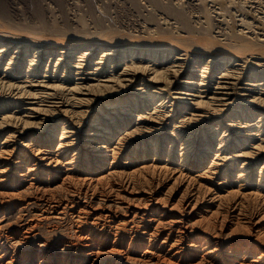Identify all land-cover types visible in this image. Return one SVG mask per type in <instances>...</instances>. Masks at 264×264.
I'll list each match as a JSON object with an SVG mask.
<instances>
[{
    "label": "bare ground",
    "instance_id": "6f19581e",
    "mask_svg": "<svg viewBox=\"0 0 264 264\" xmlns=\"http://www.w3.org/2000/svg\"><path fill=\"white\" fill-rule=\"evenodd\" d=\"M187 1L0 20V264H264V0Z\"/></svg>",
    "mask_w": 264,
    "mask_h": 264
},
{
    "label": "rangeland",
    "instance_id": "374dc122",
    "mask_svg": "<svg viewBox=\"0 0 264 264\" xmlns=\"http://www.w3.org/2000/svg\"><path fill=\"white\" fill-rule=\"evenodd\" d=\"M155 1L154 0L153 1L152 0H0V20L2 21V19L5 18L4 19L5 23L7 22V24H9V26L11 24L13 27H17L16 26L17 23L20 24V22H21L20 26L18 25L19 27H21L23 25H29L30 24V26H32V27H34L36 25V28H38V27L42 28V24L46 23V24H44L43 27H46V28L49 27L50 29L48 28L47 30H51V31L53 29H55V30L61 29V30H70V31L71 30L80 31L81 29L87 28L88 30L87 29H85V30L90 31V32L91 31L96 32V31H99L100 27L103 26L105 29H107L108 27L109 28L110 27H115V28L116 27L117 28L122 27L120 29H123L124 27L125 28L128 27L129 30L127 29V31H131V32L133 31V33H134V32H138V31L142 32V31L146 30L147 28L152 29L153 26L155 28L156 27L155 25H158V23L161 24L162 22H163L161 24L162 27H165L164 24H166V28H165L166 30H168L169 28H172L173 26H176V24L178 26V24H180V23L179 22L177 23L176 15H174V12H173L174 10H172L175 7H176V11L178 9H183L184 11L190 10L189 11L190 15H192L191 13H193L191 11L192 10L191 8H193V7L190 6L191 4H189L187 0H175L176 4H172L173 8L170 7V10L167 7L165 8V5H163L164 6L163 7L161 4V3H164V4L166 3V5L171 6L170 3L167 4V2H169V0H167V1L166 0H157L156 2H158V3L161 2L160 3L161 5L156 3ZM162 1H164V2H162ZM180 1H181V3H180ZM193 1L195 3L198 2L197 0H193ZM153 2L155 4L154 6H152ZM13 4L16 6H14ZM181 4L182 5L184 4V5L182 6ZM176 5L179 7H177ZM187 5H189V7ZM160 6H162V8H160ZM184 6L186 8H184ZM12 7H13V9H12ZM88 7H90V8H88ZM38 8L40 9V11L38 10ZM149 9L152 10V11L150 10L151 14H149V12H148ZM159 9H162V12L165 11L167 14L169 12L170 13L167 15L166 13H162ZM7 10H8V12H7ZM200 10H202V9H200ZM2 11H6V13H3ZM153 12H154V14H153ZM155 12H156V14H155ZM12 13H14V14L12 15ZM18 13H21V14H18ZM152 14H153V16H152L153 20L151 19ZM185 14H187V13H185ZM20 15H22L23 18ZM162 15H164V16L162 17ZM147 17H149L148 21H146ZM159 17H160V20H159ZM10 18L11 19L15 18L14 20H16V22L17 21L18 22L16 23L14 20H13L14 22L13 21L11 22ZM20 18H22L23 20ZM154 18L157 19V21ZM168 18L171 20H168ZM8 19H10V20H8ZM166 19H167V21H166ZM175 19H176V21H175ZM25 20H27V21L31 20V22L28 23ZM40 20H41V22H40ZM42 20H44V22ZM75 20H77L76 21L77 23L74 22ZM23 21L26 22V24H24ZM160 21H162V22L160 23ZM172 21H173V23H172ZM152 22L153 23L156 22V23L153 24ZM34 23H35V25H34ZM170 23L174 24V25L172 26ZM167 25H169V26H167ZM52 26H54V28ZM94 26H96L95 28H97L98 26H100V27L97 29H94ZM89 27H90V29H89ZM103 27L101 29H104ZM167 27H169V28H167ZM92 28H93V30H92ZM130 28H132V29H130ZM135 29H137L138 31L137 30L135 31ZM160 29H164V28H160ZM125 31H126V29H125Z\"/></svg>",
    "mask_w": 264,
    "mask_h": 264
}]
</instances>
